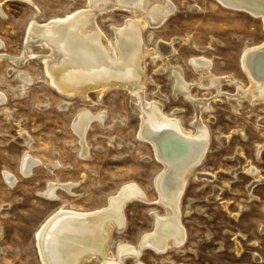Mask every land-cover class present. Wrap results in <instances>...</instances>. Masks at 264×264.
<instances>
[{
  "label": "rangeland",
  "instance_id": "1",
  "mask_svg": "<svg viewBox=\"0 0 264 264\" xmlns=\"http://www.w3.org/2000/svg\"><path fill=\"white\" fill-rule=\"evenodd\" d=\"M29 1L0 0L5 13L4 17L0 16V40L11 56L22 53L26 30L35 15L45 21L87 7V0H33L34 4ZM171 2L177 9L165 25L144 29L150 51L146 58L145 93L148 99L161 102L166 113L178 110L176 116L185 129L193 131L195 109L182 94L174 95L172 67H182L188 83L198 82L199 75L189 60L195 55L212 60V70L217 76L233 75L248 86L240 59L246 47L264 44V28L252 15L227 9L216 0ZM113 12L97 17L99 27L110 39L114 38L112 25L122 26L126 18L135 17L129 11ZM185 40L205 50H195ZM159 41H175V51L168 59L170 67L160 59L154 61L158 57L154 50ZM9 63L0 61V91L8 97L6 107L13 112L14 122L22 123L32 142L29 148L0 107V264H41L36 235L51 214L61 206L78 211L103 208L128 182L143 188L150 201L128 204L126 231L114 229L112 237L113 242L140 243L142 235L153 230V212L164 213L165 209L158 203L153 182L163 165L155 158L152 147L138 140L141 119L132 107L136 97L125 89L114 88L98 101L84 95L67 98L51 87L45 78L44 65L34 60L21 69L34 77L37 84L18 97L10 87H18L20 80L14 72L9 73L13 66ZM204 84H207L205 80ZM192 93L197 99H209L213 108L202 115L210 127L212 143L199 170L215 175L214 181L196 177L189 181L181 205L182 223L188 232L185 247L162 255L146 250L141 260L145 264H264L261 231L264 181L256 184L250 193L249 187L255 179L242 171L244 165L237 157L241 151L245 155L243 159L250 163L249 168H256L264 179V124L257 118L258 115L264 118V104L252 106L244 101L235 111L226 94L235 95L237 91L228 85L223 87L221 95L215 89L207 91L199 86H194ZM65 102L70 103L67 111L59 108ZM82 109L91 110L92 115H105L102 125L93 121L84 141L85 155L72 128ZM226 136L230 138L224 144L219 138ZM259 147L262 149L258 156ZM27 151L46 166L59 161L62 167L52 173L40 165L26 176L21 170V158ZM7 176L11 177L10 181ZM49 181L72 182L77 187H73V194L57 190L60 199L54 202L43 196ZM215 189L221 191L214 200ZM111 249L112 253L116 252L115 244ZM85 264H97V261ZM123 264L133 262L126 259Z\"/></svg>",
  "mask_w": 264,
  "mask_h": 264
},
{
  "label": "bare ground",
  "instance_id": "2",
  "mask_svg": "<svg viewBox=\"0 0 264 264\" xmlns=\"http://www.w3.org/2000/svg\"><path fill=\"white\" fill-rule=\"evenodd\" d=\"M216 1L227 9L252 15L262 22L264 28V0ZM29 3L34 4V1L30 0ZM2 5L0 3V16L4 17ZM176 9L171 0H87L86 8L65 17L40 21L35 15L26 30L23 50L19 56L7 54L5 43L0 40V61H9L13 65L9 73L14 72L20 80L18 87H10L18 97H22L36 83L34 77L21 69L31 60L42 62L48 83L67 98L84 95L91 101H98L106 91L114 88L129 91L136 97L132 107L141 119L138 140L149 144L155 158L163 165L153 182L159 195L158 203L165 211L153 212V230L143 233L140 243L132 245L127 241L113 242L112 237L114 229L124 232L128 225L125 213L128 204L150 201L143 188L135 182H128L103 208L78 211L61 206L51 214L36 235L41 264H85L91 261H97V264H123L126 259H131L133 264H145L141 255L146 250L154 251L157 255L173 249L180 250L188 240L187 229L182 223L181 205L189 181L191 177H196L212 182L215 176L199 170L212 143L210 127L204 123L202 115L213 108L209 99H197L192 89L199 86L207 91L215 89L220 94L226 85L235 87V95L226 94L228 103L233 105L235 111L239 110L244 101L252 106L264 104V44L246 47L240 59L241 70L249 81L248 86L233 75L217 76L212 70L213 61L199 56L189 57L193 71L199 75L198 82L188 83L182 67H172L174 95L182 94L195 109L193 131L185 129L182 120L176 116L178 110L172 114L166 113L161 102L147 98L145 70L150 51L144 29H158ZM115 10L129 11L135 17L126 18L122 26L112 25L114 38L110 39L99 27L97 17L108 12L114 13ZM150 38L152 41L153 38ZM174 42H157L154 51L158 52V57L154 56L157 57L154 58L155 63L160 59L170 65L168 59L170 60L175 51ZM185 42L191 47L193 45L195 50H205L189 40ZM204 80L207 84H204ZM7 101V95L0 91L2 111L30 148L32 139L22 128V123L14 122L13 112L6 107ZM69 106L70 103L65 102L59 108L64 111ZM90 111L82 109L73 117L72 128L80 139L83 155L86 152L84 141L93 121L102 125L105 120L104 114L92 115ZM257 118L259 123L264 124V118L259 115ZM229 138L230 136H226L219 139L225 144ZM261 149L259 147L257 151L258 156ZM238 152L239 163L244 165L242 171L255 179L249 187L251 193L254 186L264 179L256 168H249L250 163L242 157L244 154ZM40 165L46 166L28 151L21 158V170L26 176L33 174V169ZM46 167L54 173L62 165L57 161ZM11 177L7 176V180L10 181ZM11 184L14 185L15 182ZM75 186L76 183L72 182L49 181L43 196L57 202L60 199L57 190L63 189L68 194H73V187H77ZM220 191L216 190L214 200L218 198ZM261 231L264 232V227ZM113 244L115 253L111 252Z\"/></svg>",
  "mask_w": 264,
  "mask_h": 264
}]
</instances>
